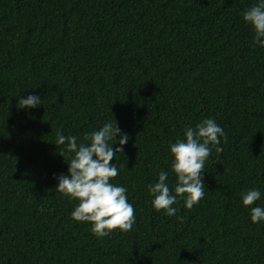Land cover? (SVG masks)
I'll return each instance as SVG.
<instances>
[{
    "label": "trees",
    "instance_id": "trees-1",
    "mask_svg": "<svg viewBox=\"0 0 264 264\" xmlns=\"http://www.w3.org/2000/svg\"><path fill=\"white\" fill-rule=\"evenodd\" d=\"M256 3L0 0V264H264V221L242 203L256 188L264 207V47L242 16ZM27 95L41 104L18 108ZM113 117L129 139L111 183L136 222L97 237L56 189L71 154L54 142ZM206 118L227 140L204 198L157 211L147 186L165 171L174 194L169 145Z\"/></svg>",
    "mask_w": 264,
    "mask_h": 264
},
{
    "label": "clouds",
    "instance_id": "clouds-1",
    "mask_svg": "<svg viewBox=\"0 0 264 264\" xmlns=\"http://www.w3.org/2000/svg\"><path fill=\"white\" fill-rule=\"evenodd\" d=\"M244 21L254 31L253 42L264 47V0L251 6L242 13ZM38 95H27L18 100V108H35L41 104ZM183 139H177L169 145L173 156L172 171L176 176L173 190L168 184V173L160 171L158 181L147 186L153 197L152 204L157 210H165L168 216L177 215L178 209L172 207L177 198L184 200V206L191 209L205 196V162L210 158L213 148L216 153L223 151L221 137L226 142L223 129L214 118L202 119L195 126H186ZM127 133L122 132L114 119L105 122L98 130L85 133L83 141L77 137L66 136L58 129L55 144L64 145L59 154L65 159V152L71 154L67 161V174L56 177L57 191L77 200L71 217L78 222H89L91 231L97 237L109 235L114 230L131 231L136 222L135 209L128 202L127 189L111 183L119 174L112 163L123 145L128 141ZM119 144V147L113 145ZM261 198L259 189L251 188L242 193V203L250 207L253 223L264 221V207H251ZM181 218L182 217H178Z\"/></svg>",
    "mask_w": 264,
    "mask_h": 264
}]
</instances>
